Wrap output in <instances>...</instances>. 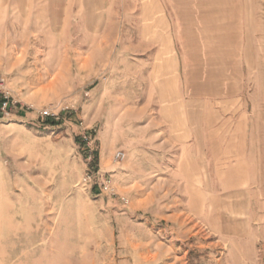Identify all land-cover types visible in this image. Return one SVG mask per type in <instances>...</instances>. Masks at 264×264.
Returning <instances> with one entry per match:
<instances>
[{
    "label": "rangeland",
    "instance_id": "1",
    "mask_svg": "<svg viewBox=\"0 0 264 264\" xmlns=\"http://www.w3.org/2000/svg\"><path fill=\"white\" fill-rule=\"evenodd\" d=\"M0 77V264H264V0H0Z\"/></svg>",
    "mask_w": 264,
    "mask_h": 264
},
{
    "label": "built area",
    "instance_id": "2",
    "mask_svg": "<svg viewBox=\"0 0 264 264\" xmlns=\"http://www.w3.org/2000/svg\"><path fill=\"white\" fill-rule=\"evenodd\" d=\"M16 105V100L13 97L12 91L8 88V84L3 77H0V118L10 119L13 116V107ZM40 115L44 118L59 119L57 113L49 110L41 111ZM83 140L90 145L91 138L83 135ZM124 157L122 151H118L115 155L116 159ZM83 185H88L91 188L98 189L100 193L114 195L115 187L109 176L99 173V171L87 172L82 178Z\"/></svg>",
    "mask_w": 264,
    "mask_h": 264
},
{
    "label": "crops",
    "instance_id": "3",
    "mask_svg": "<svg viewBox=\"0 0 264 264\" xmlns=\"http://www.w3.org/2000/svg\"><path fill=\"white\" fill-rule=\"evenodd\" d=\"M150 2H152V1H150ZM204 26H205V25H203V23H201V25L197 23V25H196L197 28H201V34H202V35H203V27H204ZM180 27H183V25H180ZM170 40H171V39H170ZM165 54H167V55H164V56H165V59H174V56H173V53H172V52H167V53H165ZM168 123H169V124H172L171 121H168ZM178 123H179L180 138H181V137H183V136L186 135V132H187V121H186V119H180V120L178 121ZM172 127H173V126L170 125V128H172ZM196 154H198V153H196ZM196 154H191V156H194V155H196ZM198 155H199V154H198ZM193 161H194V163L196 164V163L198 162V158H194Z\"/></svg>",
    "mask_w": 264,
    "mask_h": 264
}]
</instances>
